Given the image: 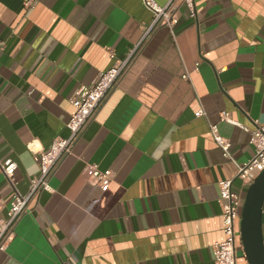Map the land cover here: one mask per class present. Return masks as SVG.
<instances>
[{
  "label": "crops",
  "instance_id": "crops-1",
  "mask_svg": "<svg viewBox=\"0 0 264 264\" xmlns=\"http://www.w3.org/2000/svg\"><path fill=\"white\" fill-rule=\"evenodd\" d=\"M196 11L182 5L173 28L142 41L153 20L143 0H0L2 219L15 191L2 166L17 164L15 187L28 194L41 153L70 134L75 91L129 57L52 189L29 201L0 264H215L219 181L246 187L210 125L238 163L253 156L251 132L264 123V0H196ZM94 166L113 170L107 190L90 181Z\"/></svg>",
  "mask_w": 264,
  "mask_h": 264
},
{
  "label": "built area",
  "instance_id": "built-area-1",
  "mask_svg": "<svg viewBox=\"0 0 264 264\" xmlns=\"http://www.w3.org/2000/svg\"><path fill=\"white\" fill-rule=\"evenodd\" d=\"M145 6L153 13V20L148 26H144L142 41L151 30L159 26L173 28L179 21L178 11L182 5H186L190 15L195 17L196 0H169L166 4H160L157 0H143ZM32 6V2H28ZM131 55V54H130ZM129 57L124 61L116 62L108 70L100 72L90 85H82L71 97V103L75 111L66 123L70 134L66 138H55L51 146L41 153L40 173L31 179L30 191L22 195L14 184V174L17 168L15 162H9L2 166L9 183L15 191L5 219L0 218V251L6 249L12 240L15 227L19 219L28 211L31 198L42 190H51L50 178L62 158L71 152L72 147L85 129L90 120L95 116L105 99L118 86L125 70ZM184 77H188L186 73ZM205 109L200 106L198 115H204ZM223 118L227 120L226 114ZM211 134L215 142L223 150L226 158L237 166L236 177L247 188L255 178L264 170V123L257 124L251 132V143L254 146L253 156L245 163H238L230 151V141L221 134L218 124L210 125ZM112 169L101 170L94 166L90 181L107 190L113 180ZM233 179L219 181L220 197L223 200V233L224 239L214 244L215 264H239L238 251L243 250L241 241L242 207L245 193L237 191L233 185ZM246 264H249L248 262Z\"/></svg>",
  "mask_w": 264,
  "mask_h": 264
},
{
  "label": "water",
  "instance_id": "water-1",
  "mask_svg": "<svg viewBox=\"0 0 264 264\" xmlns=\"http://www.w3.org/2000/svg\"><path fill=\"white\" fill-rule=\"evenodd\" d=\"M264 170L245 191L241 219V241L249 264H264Z\"/></svg>",
  "mask_w": 264,
  "mask_h": 264
}]
</instances>
